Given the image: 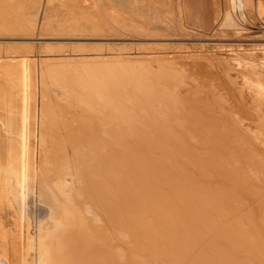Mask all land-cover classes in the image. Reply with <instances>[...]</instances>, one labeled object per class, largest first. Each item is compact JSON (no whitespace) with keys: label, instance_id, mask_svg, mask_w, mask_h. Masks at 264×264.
<instances>
[{"label":"bare ground","instance_id":"bare-ground-1","mask_svg":"<svg viewBox=\"0 0 264 264\" xmlns=\"http://www.w3.org/2000/svg\"><path fill=\"white\" fill-rule=\"evenodd\" d=\"M41 2L0 0V35L32 39ZM81 2L46 0L41 32L103 34L109 13ZM30 48L0 57V264H264L262 61L59 55L37 70Z\"/></svg>","mask_w":264,"mask_h":264},{"label":"rangeland","instance_id":"rangeland-1","mask_svg":"<svg viewBox=\"0 0 264 264\" xmlns=\"http://www.w3.org/2000/svg\"><path fill=\"white\" fill-rule=\"evenodd\" d=\"M87 1L91 3L81 2L83 3L81 7L84 10L98 11L100 14L109 13L103 17L106 26H108L103 34L65 37L57 36L56 33H42L41 24L45 16L51 12L46 0H43L39 8L38 26L32 39L26 38L27 35L24 33H10L12 36L10 34L0 35V57L6 59L20 56L18 53H8L10 46L18 48L17 51L22 50L21 48L25 46H31L32 53L29 58L35 60L37 70L40 69L43 60L58 59L60 58L59 55L66 56L65 58L69 59L77 58L80 55L81 59L94 60L99 56L115 58L116 55L120 54L133 57L154 54L169 58L190 53L191 57L195 58L194 63L199 64L201 62L203 63L202 67H205L206 63L204 61L211 54L218 53L225 58L234 59L236 57V59H239L241 56L236 55L243 53L246 58L262 61L264 64V57H262L264 56L263 0H160L161 2L157 3L155 1L158 0H131V2L134 1L133 3H130V0ZM154 4L157 5V8L153 7ZM141 10L145 12V17L139 16ZM57 11L55 10V12ZM48 12L49 14H47ZM148 13L150 14L148 15ZM115 17L117 21L121 22H123V19L126 22H128V19H133L135 23L148 29L149 36L146 37L147 33L141 34L135 31L130 32L131 34L124 32V34L117 25L119 22L116 25L114 24ZM235 22L237 23L235 24ZM110 25L112 28L116 27L112 32L109 30ZM173 28H176V30ZM236 29H241L243 32L238 34L235 31ZM144 34L146 35L144 36ZM170 35H173L174 38L169 37ZM91 47L92 49H90ZM195 53L198 55H195ZM74 54L78 55L75 56ZM209 74L207 76H213ZM37 192L38 188L36 187L33 189L23 188L22 191L18 192V200L22 211L35 222H40L47 216L48 209L40 203Z\"/></svg>","mask_w":264,"mask_h":264}]
</instances>
